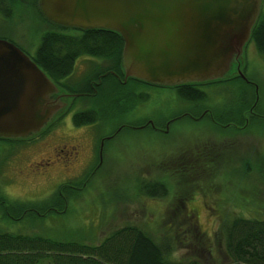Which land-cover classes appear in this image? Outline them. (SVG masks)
<instances>
[{
    "label": "rangeland",
    "instance_id": "374dc122",
    "mask_svg": "<svg viewBox=\"0 0 264 264\" xmlns=\"http://www.w3.org/2000/svg\"><path fill=\"white\" fill-rule=\"evenodd\" d=\"M6 1L10 15L0 11V38L32 57L40 32L49 25L39 19L31 0ZM2 2L0 9L6 5ZM260 9L264 13V0ZM242 52L240 70L249 84L231 78L198 85L205 93L198 105L180 99L174 88L141 84L138 88L147 96L130 109L129 102L122 114L114 107L102 109L95 123L74 126L72 113L93 105L92 99H75L44 133L25 140L0 138V195L11 206H45L62 182L77 189L59 213L10 219L0 209V230L94 244L125 224H136L158 240L162 228L181 224L187 230L189 221L197 224L203 238L196 240L188 232L178 236L170 259L237 264L225 253L223 225L236 215L264 219V57L251 40ZM108 62L78 56L61 80L79 85L94 73L92 68L101 70ZM102 99L94 103L106 104L107 98ZM201 110L209 117L198 118ZM179 112L188 116L169 119L166 133L156 131L157 124L163 127L165 118ZM144 119L156 130L136 126ZM64 150L74 158L61 156ZM180 169L185 172L173 173ZM149 180L164 181L168 194L155 198L141 193L139 182ZM177 196H185V205Z\"/></svg>",
    "mask_w": 264,
    "mask_h": 264
},
{
    "label": "water",
    "instance_id": "95a60500",
    "mask_svg": "<svg viewBox=\"0 0 264 264\" xmlns=\"http://www.w3.org/2000/svg\"><path fill=\"white\" fill-rule=\"evenodd\" d=\"M260 5L261 0H35L39 15L53 25L116 32L124 79L159 86L244 78L243 46ZM72 97L23 50L0 38V138L38 135Z\"/></svg>",
    "mask_w": 264,
    "mask_h": 264
},
{
    "label": "trees",
    "instance_id": "16d2710c",
    "mask_svg": "<svg viewBox=\"0 0 264 264\" xmlns=\"http://www.w3.org/2000/svg\"><path fill=\"white\" fill-rule=\"evenodd\" d=\"M2 1L6 5L0 11L10 15L7 1L0 0V5L3 3ZM30 3L39 19L49 25L48 28L40 32L38 45L34 55L30 57L47 77L67 93H78L84 88L86 91H91L90 88H82V83L84 81L85 83L89 82L93 78L97 80L100 77L95 92L88 97L79 98V100L92 99L93 105H88L72 113L71 123L74 126L95 123L100 119L102 109H113L114 107L121 114L124 113L129 102L130 109L135 103L142 101L147 96L140 91L138 85L169 87L148 84L131 77H127L124 83H119L115 76L123 77L119 64L122 41L116 32L105 29H72L73 33L65 32L66 28L48 23L39 15L35 0H31ZM249 40L253 42L257 52L264 57V13L261 9L251 29ZM81 55L109 61V66L101 70H98V67L92 68L94 73L82 82L80 81L81 84L77 82L79 85H76L75 82H62L61 79L67 78L71 73L75 59ZM231 78L244 81L239 75H233L228 79ZM130 82L135 84L129 89L128 84ZM213 82L218 81L207 83ZM198 85L201 84H181L170 87L174 88L180 99L198 105L205 98L204 91ZM108 86L109 90L105 92ZM103 96L105 99L107 98L106 104L94 103V100H101ZM135 97H137V100ZM179 113L175 115L178 114L179 116ZM49 125L41 133L47 131ZM157 125L161 126V123ZM113 133L112 131L109 135H113ZM183 171L185 172V169L173 170V173ZM186 171L192 173L189 166ZM138 189L144 195L156 198L166 196L170 187L164 181L149 180L140 181ZM71 190L77 189L70 182L61 183L51 194L53 197L50 199L51 202L45 206H31L19 201H17L19 204L11 206L4 196L0 195V209L10 219L20 218L25 213L34 214L35 216H41L52 211L59 213V210L64 211L65 200L72 192ZM184 197L177 196L182 206L185 205V202H183ZM174 200V202L179 201ZM39 201H42V199ZM185 217L187 219L188 214H185ZM186 227L187 230H183L181 224L176 227L171 225L164 227L160 237H158L159 239L156 240L140 226L125 224L113 229L100 242L94 244L74 240H57L38 233H13L0 230V264H202L201 260L195 257L187 260L170 259L169 254L174 241L179 239L178 236L185 237L186 232H188L196 240L203 238L197 224L188 221ZM220 233L224 241L225 253L233 262L237 264H264V219L248 216L244 218L242 215H236L229 223L223 225V230ZM184 243L190 250L194 248L187 238Z\"/></svg>",
    "mask_w": 264,
    "mask_h": 264
},
{
    "label": "flooded vegetation",
    "instance_id": "af4514ba",
    "mask_svg": "<svg viewBox=\"0 0 264 264\" xmlns=\"http://www.w3.org/2000/svg\"><path fill=\"white\" fill-rule=\"evenodd\" d=\"M100 78V77H99ZM99 78H97V80H94V79H92V80H90L89 82H86L85 83V81L82 83V85H81V87L83 88V87H87V88H90L91 89V91H86L85 90V88H84V90H81V91H79L78 93H70V94H72V95H75L74 97H73V101L75 100V99H79L80 97L82 98H84V97H88V96H90V95H92L94 92H95V87H96V84H97V82H99ZM115 79L119 82V83H124L125 81H126V79H124V77H119V76H115ZM81 84V83H80ZM72 100H71V102H70V104L72 103ZM70 106V105H69ZM82 108H84V107H82ZM81 109V108H80ZM203 110H201L200 112H202ZM199 112V114L197 115L198 116V118H203V117H206V116H208L209 117V114H208V112L206 111V110H204L202 113H200ZM251 113V112H250ZM181 114V115H180ZM185 115H187L188 116V114L186 113V112H180L179 113V116H178V114L177 115H175V114H173L172 116H168L167 118H165L164 119V123H163V127H161V126H158V127H156L157 128V130L154 128V126L152 125V123H151V121H144V122H142V123H139L138 125H136L137 127H149V128H151V129H153V130H156V131H158V132H161V133H166L167 132V126H168V124H169V119L171 120H174V119H176V118H178V117H181V116H185ZM61 149V147H57V150H60ZM61 152V151H60ZM63 152V154H60L61 156H65V157H69V159H71V158H74V156H72V155H70V154H68V152L66 151V150H64V151H62ZM64 152H66V153H64ZM74 161V160H73ZM73 161H70V163H64V162H62L61 163V167H66L67 166V164L68 165H70L71 164V162L73 163ZM40 163H42V164H48L49 162H47V161H45L44 163L43 162H41V161H39ZM62 183H64V182H62ZM61 184V183H60ZM59 184V185H60ZM57 188V187H56ZM14 219V218H13Z\"/></svg>",
    "mask_w": 264,
    "mask_h": 264
}]
</instances>
